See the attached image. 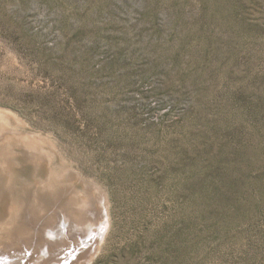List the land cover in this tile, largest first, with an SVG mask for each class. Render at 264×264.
Returning <instances> with one entry per match:
<instances>
[{
    "label": "rangeland",
    "instance_id": "rangeland-1",
    "mask_svg": "<svg viewBox=\"0 0 264 264\" xmlns=\"http://www.w3.org/2000/svg\"><path fill=\"white\" fill-rule=\"evenodd\" d=\"M34 251L264 264V0H0V258Z\"/></svg>",
    "mask_w": 264,
    "mask_h": 264
},
{
    "label": "bare ground",
    "instance_id": "bare-ground-1",
    "mask_svg": "<svg viewBox=\"0 0 264 264\" xmlns=\"http://www.w3.org/2000/svg\"><path fill=\"white\" fill-rule=\"evenodd\" d=\"M16 209V208H15ZM14 209V210H15ZM76 210H78V214H80L79 216H78V214H76V215H74L73 217H75V218H81V217H84V210H85V206H83V207H76L75 208ZM13 210V211H14ZM17 210H18V208H17ZM89 211V210H88ZM80 212H82V213H80ZM97 212H98V223L100 224V227H102V225H103V227H105L104 225H105V222H107L106 220L108 219V217H107V212H106V206H105V203L102 201V203H101V206H98V209H97ZM12 213V212H11ZM83 215V216H82ZM13 217L15 216V217H18V211H14L13 212V215H12ZM91 216V215H90ZM61 217V223H62V221H63V223H66V224H63L61 227H60V229H59V231H58V233H62V235H66L67 233H68V231H70V227H69V225H68V223H70V220H66L65 219V217H63L62 215L60 216ZM85 217H87V216H85ZM92 217V216H91ZM88 218V217H87ZM73 219V218H72ZM83 219H85V218H83ZM69 221V222H66V221ZM87 220V219H86ZM90 220V219H89ZM91 220H92V218H91ZM90 220V221H91ZM94 220V219H93ZM89 221V222H90ZM86 222H88V221H86ZM96 222V221H95ZM89 224V223H88ZM31 225V224H30ZM68 226V227H67ZM86 226V225H85ZM23 227V226H22ZM100 227H99V229H100ZM19 228V227H18ZM82 229H84V228H82ZM81 229V230H82ZM105 229H107V228H105ZM92 230V229H91ZM102 230H104V229H102ZM78 231V230H77ZM49 233L48 234H51V236H52V238L55 236V235H57V234H55L56 232L53 230V228H50V230L48 231ZM84 232L86 233V230L84 229ZM83 232V233H84ZM78 233H79V231H78ZM81 233V232H80ZM96 233V232H95ZM37 234V233H36ZM97 235V236H96ZM101 235H102V233L100 232V233H96V234H93V236H92V241H89V242H92V243H94V246H93V249L95 248V246L97 247L98 246V244L100 243V241H101ZM86 236V235H85ZM89 236V235H88ZM104 236V235H103ZM40 238V237H39ZM89 239V238H88ZM91 239V238H90ZM86 241H88V240H86ZM47 243L48 244H50L51 243V245L52 244H55V242H54V240H48L47 241ZM59 245V244H58ZM55 246V245H54ZM80 246V245H79ZM92 248V247H91ZM66 251V250H65ZM91 251V250H90ZM39 252V251H38ZM9 253V252H8ZM69 253V252H68ZM75 253V252H74ZM81 253V252H80ZM90 253V252H89ZM91 253H92V251H91ZM71 254V253H70ZM53 255V254H52ZM81 255V254H80ZM44 256V255H43ZM93 256V253L92 254H89V256H88V258H90V257H92ZM12 257H14V258H16V259H21V262H22V260H23V262H24V264H29V263H31L32 264V262L31 261H33L32 259L33 258H35L36 257V253H35V251H34V254L31 256V258H30V260H29V258H28V260H25L24 261V258H23V256L22 255H17V257L16 256H10V254H5L4 256H2L1 258H0V264H9L11 261H10V259H14V258H12ZM42 256L40 255L38 258L40 259V261H41V259L42 258H44V257H42ZM48 257H49V259H45V261L46 260H48L47 261V264L49 263H51V261H52V259H54V258H50V256H49V254H48ZM80 258V257H79ZM83 258V257H82ZM51 259V260H50ZM37 261H39V260H37ZM53 262V261H52ZM82 262V261H81ZM80 262V263H81ZM11 264V263H10ZM33 264H34V262H33ZM37 264H38V262H37ZM39 264H41V263H39Z\"/></svg>",
    "mask_w": 264,
    "mask_h": 264
}]
</instances>
